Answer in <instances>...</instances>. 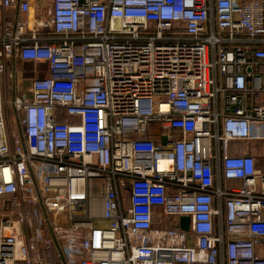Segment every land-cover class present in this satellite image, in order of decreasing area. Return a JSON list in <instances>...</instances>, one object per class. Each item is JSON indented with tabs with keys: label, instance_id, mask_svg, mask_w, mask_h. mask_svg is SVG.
Listing matches in <instances>:
<instances>
[{
	"label": "built area",
	"instance_id": "2783aa9c",
	"mask_svg": "<svg viewBox=\"0 0 264 264\" xmlns=\"http://www.w3.org/2000/svg\"><path fill=\"white\" fill-rule=\"evenodd\" d=\"M255 143L264 0H0V264H264Z\"/></svg>",
	"mask_w": 264,
	"mask_h": 264
},
{
	"label": "rangeland",
	"instance_id": "374dc122",
	"mask_svg": "<svg viewBox=\"0 0 264 264\" xmlns=\"http://www.w3.org/2000/svg\"><path fill=\"white\" fill-rule=\"evenodd\" d=\"M49 3V0H46V4ZM28 65H26L27 67ZM29 69V68H27ZM13 96V95H12ZM11 96V91L10 90H7L5 92V99H6V104H5V114L7 117L11 116L12 115V107H11V103L9 101L10 98H12ZM246 147L248 148H251L252 149H256L258 152H260V154L262 155V150H264V144L262 143H255V144H250V145H246ZM263 156V155H262ZM262 163H264V157H262ZM3 215L7 216L8 215V212H5V211H2L1 212Z\"/></svg>",
	"mask_w": 264,
	"mask_h": 264
},
{
	"label": "water",
	"instance_id": "95a60500",
	"mask_svg": "<svg viewBox=\"0 0 264 264\" xmlns=\"http://www.w3.org/2000/svg\"><path fill=\"white\" fill-rule=\"evenodd\" d=\"M180 221H181V227L184 230H189L190 217L188 215H183L180 217Z\"/></svg>",
	"mask_w": 264,
	"mask_h": 264
},
{
	"label": "crops",
	"instance_id": "0c3cea01",
	"mask_svg": "<svg viewBox=\"0 0 264 264\" xmlns=\"http://www.w3.org/2000/svg\"><path fill=\"white\" fill-rule=\"evenodd\" d=\"M252 150L257 155L259 163H262V155L260 154V152H258L256 149H252ZM190 241L193 242V240H190Z\"/></svg>",
	"mask_w": 264,
	"mask_h": 264
}]
</instances>
